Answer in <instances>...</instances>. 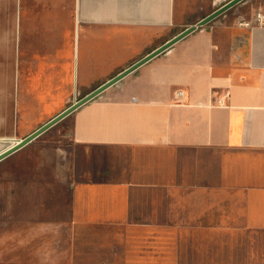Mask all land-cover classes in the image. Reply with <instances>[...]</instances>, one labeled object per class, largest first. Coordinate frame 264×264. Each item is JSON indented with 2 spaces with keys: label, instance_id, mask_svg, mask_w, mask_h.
I'll return each mask as SVG.
<instances>
[{
  "label": "crops",
  "instance_id": "1",
  "mask_svg": "<svg viewBox=\"0 0 264 264\" xmlns=\"http://www.w3.org/2000/svg\"><path fill=\"white\" fill-rule=\"evenodd\" d=\"M218 1L199 12L195 0H0V137L23 136L20 105L50 119L74 92L97 88L225 3ZM183 9L191 19L180 18ZM257 12L264 17V0L254 11L224 12L66 116L70 148L81 149L70 197L75 226L255 231V264H264ZM244 21L252 27L238 25ZM86 245L108 250L115 264L179 258L177 242Z\"/></svg>",
  "mask_w": 264,
  "mask_h": 264
},
{
  "label": "rangeland",
  "instance_id": "2",
  "mask_svg": "<svg viewBox=\"0 0 264 264\" xmlns=\"http://www.w3.org/2000/svg\"><path fill=\"white\" fill-rule=\"evenodd\" d=\"M228 1L219 0L213 6ZM257 1L244 0L225 14L254 11ZM195 2L201 12L210 0ZM181 12L180 18L189 16L187 9ZM73 95L74 99L82 97ZM33 107L20 105L18 133L23 136L0 137V149L49 119L37 115V107ZM70 118L65 117L0 162V264H103V260L115 264L106 254L108 250L86 244L123 239L177 242L179 248L174 251H179V258H164L163 264H255V231L128 234L109 226H75L70 197L74 158L81 155V149L70 148Z\"/></svg>",
  "mask_w": 264,
  "mask_h": 264
},
{
  "label": "water",
  "instance_id": "3",
  "mask_svg": "<svg viewBox=\"0 0 264 264\" xmlns=\"http://www.w3.org/2000/svg\"><path fill=\"white\" fill-rule=\"evenodd\" d=\"M244 0H229L228 2L224 3L220 7L216 8L206 16L199 19L194 24L189 25L173 37H171L169 40H167L164 44L147 54L146 56H143L142 58L138 59L128 67H126L121 72L117 73L112 78L108 79L104 83H102L97 88L91 90L89 93L85 94L82 97H79L78 99L75 98L71 104L66 106L63 110L55 114L53 117L42 123L40 126H38L36 129L31 131L29 134L24 136L21 139H15V143L12 144L9 148L4 150L0 153V162L7 158L8 156L12 155L13 153L19 151L29 143H31L33 140H35L37 137H39L41 134H43L45 131H47L49 128L57 124L59 121L64 119L66 116H68L70 113H72L75 109L83 105L84 103L90 101L95 96H97L99 93L107 89L108 87L116 84L119 80H121L124 76H126L128 73L135 70L137 67L142 65L143 63L150 60L152 57L156 56L157 54L165 51L168 49L172 44H174L176 41L184 37L185 35L189 34L190 32L194 31L195 29L204 26L205 24L209 23L216 17L220 16L230 8L234 7L235 5L241 3Z\"/></svg>",
  "mask_w": 264,
  "mask_h": 264
},
{
  "label": "built area",
  "instance_id": "4",
  "mask_svg": "<svg viewBox=\"0 0 264 264\" xmlns=\"http://www.w3.org/2000/svg\"><path fill=\"white\" fill-rule=\"evenodd\" d=\"M254 19H255V25L257 26H262L264 25V17H263V14L260 13V12H257L254 16ZM239 26H244V27H248V28H251L252 27V21H244V22H239L238 23ZM216 103L218 105L222 104V100L221 99H218L216 101Z\"/></svg>",
  "mask_w": 264,
  "mask_h": 264
},
{
  "label": "bare ground",
  "instance_id": "5",
  "mask_svg": "<svg viewBox=\"0 0 264 264\" xmlns=\"http://www.w3.org/2000/svg\"><path fill=\"white\" fill-rule=\"evenodd\" d=\"M14 143H15V142H14ZM9 147H10V146H9ZM9 147H7V148H9ZM7 148H5V149H3L2 151H0V153L3 152L4 150H6Z\"/></svg>",
  "mask_w": 264,
  "mask_h": 264
}]
</instances>
